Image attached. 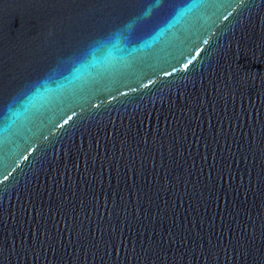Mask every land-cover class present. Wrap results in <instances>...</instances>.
<instances>
[{"label":"water","instance_id":"obj_1","mask_svg":"<svg viewBox=\"0 0 264 264\" xmlns=\"http://www.w3.org/2000/svg\"><path fill=\"white\" fill-rule=\"evenodd\" d=\"M0 264H264V0H0Z\"/></svg>","mask_w":264,"mask_h":264}]
</instances>
